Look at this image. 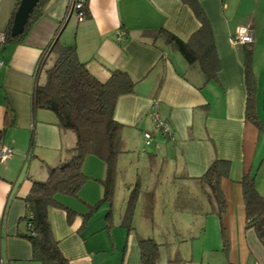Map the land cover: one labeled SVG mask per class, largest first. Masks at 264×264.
Here are the masks:
<instances>
[{
    "label": "crops",
    "instance_id": "obj_1",
    "mask_svg": "<svg viewBox=\"0 0 264 264\" xmlns=\"http://www.w3.org/2000/svg\"><path fill=\"white\" fill-rule=\"evenodd\" d=\"M16 2L0 0V35L12 17ZM46 2L24 43L6 46L0 43V130L5 129L8 106L15 114L14 126L7 129L3 142L14 154L0 163V262L10 264H39L31 260L30 242L17 236L20 219L27 212L23 197L30 192L33 181H44L50 167L70 156L76 142L71 131L59 127L54 112L42 108L35 114L32 111L36 77L39 83L46 79L43 68L35 76L39 59L55 39L70 1ZM198 2L211 22L220 61L217 79L210 82L199 63L189 64L177 50L168 46L163 36L155 39L144 35L162 27L183 39L196 33L201 23L181 0H89L90 16L82 22H78L75 15L71 17L59 39L66 45L76 44L80 61L87 64L90 73L100 82L110 78L112 68L129 72L137 82L135 91L121 96L115 108V119L123 125V146L129 151L137 146L138 140L144 142L145 133H152L150 146H155V152L150 157L157 159L160 149L165 151L161 155L166 154L163 160H168V183L177 182L187 186L190 192L198 191L197 184L184 179L183 175L197 178L214 159L230 160V176L222 183L228 202L226 213L222 219L215 211L208 217L195 216L200 221L205 217L208 220L212 217L214 221L218 218L221 228L220 241H215L214 245H208L209 240L204 235L203 253L198 262L264 264V244L255 231L246 226L243 189L239 183L242 176L252 174L258 162L263 165L264 142L262 145V132L245 116L246 49L232 43L236 30L251 22L256 30L251 62L256 79V112L264 127V0ZM119 32L123 33L122 40L118 39ZM54 58L51 51L45 67H51ZM155 97L159 101V116L170 124L173 140L157 131L149 117ZM33 128L36 146L34 155L30 156ZM90 159L88 157L87 161ZM141 167L151 170L148 163ZM99 171L94 174L86 170L87 174L103 178L105 172L100 168ZM87 187L81 189L78 197L92 206L102 198V186ZM256 188L264 199V185L258 181ZM173 191L170 192L178 193L175 187ZM60 200L83 214L72 197L61 196ZM210 209L209 204L207 210ZM50 218L54 234L71 264H142L136 232L125 237L120 230L113 234L107 229L108 225L89 231V223L79 231L81 218L77 217L69 226L60 210L51 211ZM221 222L225 227L224 239ZM101 232H109L107 241L100 238ZM109 249L115 251L112 259L107 256Z\"/></svg>",
    "mask_w": 264,
    "mask_h": 264
},
{
    "label": "trees",
    "instance_id": "obj_2",
    "mask_svg": "<svg viewBox=\"0 0 264 264\" xmlns=\"http://www.w3.org/2000/svg\"><path fill=\"white\" fill-rule=\"evenodd\" d=\"M46 1H38L36 8L30 13L24 33L12 37L11 27L15 18L14 15L21 4V0H17L12 17L6 29L1 32L4 38L0 43L3 46L24 43L25 37L41 17V9L47 3ZM181 1L193 10L195 17L201 23L196 33L187 39H183L176 33L162 27L160 30L149 31L144 35L155 39L163 36L168 46L177 50L189 64L199 63L207 81L210 82L217 79V74L220 71V61L219 56H217L216 44H214L211 22L198 0ZM81 11L85 13V19L90 16L89 0L85 1V6ZM73 13H70L67 8L66 15L55 34V39L43 50L35 76L43 68L46 79L43 83H39L37 82L38 76L36 77L35 90L31 100L34 114L41 108L54 112L59 127L65 131H71L76 136L75 145L70 149V156L55 167H50L48 169L49 175L44 181H33L30 192L23 197L27 212L20 219L21 226L17 236L26 238L30 242L32 247L31 260L37 261L39 264H71V260L62 251L60 240L54 234L53 223L50 218L51 211L60 210L63 212L69 226L74 224L77 217H80L83 221L81 228L78 229L80 231L87 226L90 214L97 210L102 203L113 204L117 186L116 180L120 172L118 170L119 157L128 152L123 146V125L115 119V108L119 98L126 94H132L137 86V82L129 72L116 68L109 70L111 76L107 81L100 82L90 73L87 64L80 61L76 44L66 45L60 42L59 35ZM243 47L246 49L243 65L247 91L245 116L247 121H250L263 132L264 127L256 112V79L253 67H251L254 44ZM51 51L55 54V58L51 67L48 68L45 67L46 58ZM14 123L15 114L12 108L8 106L5 129L0 130V146L3 145L7 129L13 127ZM30 137L29 153L30 156H33L36 146L34 128ZM92 156L105 161V176L97 179L102 186L103 196L94 205L89 206L90 211L80 214L75 209L65 205L60 200V196L79 198L81 189L91 179L84 172L83 166L87 158ZM208 166V169L200 177L189 179L183 175L184 179L192 180L193 183L197 184L200 195L199 197L196 196L197 199L192 202L198 204L199 207L193 209L191 204L185 203L179 207L175 205L176 209H174L177 213L208 217L215 211L220 219L226 213L228 202L222 183L230 176L231 162L228 159L216 158ZM239 183L243 189L246 226L248 229H253L264 244V199L256 188V177L254 174H246L242 176ZM129 185L128 189L131 188L132 183ZM137 187L138 185L136 189ZM185 189L188 191H183ZM177 192V195L183 192L191 193L185 185H179ZM140 193V190L136 194L131 192L127 209L121 216V225L127 229L129 234L132 231L136 232L142 264H157L161 244L155 242L153 238L142 237L133 226L135 204L141 196ZM146 193L149 198L143 202V215L153 225L155 222L156 193L152 191ZM185 198H189V196H185ZM205 202L210 204V210H207ZM213 204H215L216 209ZM111 212L110 209L106 214V220L109 219ZM107 225V229L111 227L109 223ZM221 227L224 239L225 227L222 222ZM176 254L180 256V253L177 252ZM0 264L10 263L1 261Z\"/></svg>",
    "mask_w": 264,
    "mask_h": 264
},
{
    "label": "rangeland",
    "instance_id": "obj_3",
    "mask_svg": "<svg viewBox=\"0 0 264 264\" xmlns=\"http://www.w3.org/2000/svg\"><path fill=\"white\" fill-rule=\"evenodd\" d=\"M261 140L263 145L264 130L262 132ZM140 141L141 140H138L136 144L137 146H133L132 148L130 147L131 152L130 150L128 151L130 153L122 154L119 157L118 170H120V172L118 173L116 180L117 186L114 193L115 197L113 204L110 205L109 202L102 203L97 210L92 212L87 220L89 223L88 229L91 231L92 229L101 228L100 226H104L109 223L111 226L109 231L113 232V234H117L120 230L126 234L125 237L128 236L127 229L121 225V216L127 209L128 202L132 195L131 192H135L136 194V192L138 193L140 190L141 196L135 204L136 209L133 216V226L136 228L137 233L142 237L145 236L153 238L155 242L161 244L157 264H200L198 261L203 253L201 252V249H203L202 238H204V235L206 239L209 240L208 245H210V243H213L214 245L215 241H220L219 236L221 228L219 227V220H217V218L214 221V218L212 217L208 220V218L205 217L200 221L197 220L194 215L177 213L175 205L179 207L181 204H191V208H198V204L192 201L199 197L200 191L192 192L191 190V193L183 192L178 195L171 193L170 191H173L174 187L178 188L179 184L177 182L171 184L166 181V179H168V173L166 174L168 160L166 158L163 160L166 154L163 156L161 155L165 151L160 149V153L158 152L157 154L158 158L151 159L150 154L155 152V146H147L143 144L144 142L141 143ZM144 156L147 157V160L144 159ZM144 163H148L149 165L151 164V170L143 169L141 166ZM261 165V162H258L252 174L256 177V184L259 181L264 185V163L262 166ZM84 166V172L89 170L96 174V172L99 171V168L101 171L106 172L105 161L98 159L95 156H92L90 161L86 160ZM156 174L159 175H157L155 180H152L153 176ZM87 175L91 177V179L85 183V186H88L87 188H90L93 185H101L97 180V176H92L90 174ZM149 177H151V179H149ZM156 181H159V184H157ZM130 183H132V185L128 190V185ZM137 185L138 187L136 189ZM134 189L136 190L134 191ZM150 191L156 193V209L154 211L155 222L153 225L150 224L148 219L144 218V211L142 210L144 207L143 202L149 198V195L146 192ZM183 191L188 190L185 189ZM173 192H175V190ZM185 196H189V198H185ZM72 201L76 203L77 209H79L81 213H87L91 210V208L80 200V198L72 197ZM205 203V206L209 205V203ZM213 205L216 209L215 204ZM110 209L112 212L109 219L106 220V214L110 211ZM207 229L208 233L205 234ZM108 233L109 232H101L100 238L104 237L103 239L107 241L109 239ZM110 249L108 250L107 256H110L112 259L115 257V251ZM177 252L180 253V256H177Z\"/></svg>",
    "mask_w": 264,
    "mask_h": 264
},
{
    "label": "built area",
    "instance_id": "obj_4",
    "mask_svg": "<svg viewBox=\"0 0 264 264\" xmlns=\"http://www.w3.org/2000/svg\"><path fill=\"white\" fill-rule=\"evenodd\" d=\"M68 4V11L73 13L78 22H82L85 20V13L81 11L85 6L86 0H69ZM237 32L233 35L232 43L239 46H246L255 44L256 39V30L251 22L246 23L244 26L240 27L236 30ZM118 39L122 40L123 33H118ZM3 34L0 35V42L3 40ZM1 65V63H0ZM158 100H153L150 105V113L149 117L153 120L154 128L161 132L163 135L167 136L169 139L173 140V131H171L170 124L159 116L158 113ZM153 134L152 133H145L144 134V144L150 146L152 143ZM14 154V150L9 146L1 145L0 146V163H4L8 158H10ZM260 264V263H257Z\"/></svg>",
    "mask_w": 264,
    "mask_h": 264
},
{
    "label": "water",
    "instance_id": "obj_5",
    "mask_svg": "<svg viewBox=\"0 0 264 264\" xmlns=\"http://www.w3.org/2000/svg\"><path fill=\"white\" fill-rule=\"evenodd\" d=\"M39 0H21L13 21L11 36L21 35L25 31V25L29 20L30 13L36 8Z\"/></svg>",
    "mask_w": 264,
    "mask_h": 264
},
{
    "label": "clouds",
    "instance_id": "obj_6",
    "mask_svg": "<svg viewBox=\"0 0 264 264\" xmlns=\"http://www.w3.org/2000/svg\"><path fill=\"white\" fill-rule=\"evenodd\" d=\"M67 8H68V7H67ZM73 16H74V14H73ZM73 16H71V17H73ZM71 17H70V18H71Z\"/></svg>",
    "mask_w": 264,
    "mask_h": 264
}]
</instances>
